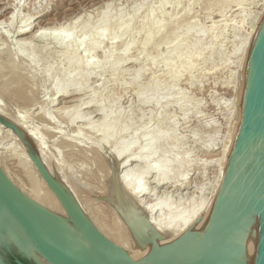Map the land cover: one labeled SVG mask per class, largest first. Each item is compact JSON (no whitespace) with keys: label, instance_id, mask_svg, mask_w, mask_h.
<instances>
[{"label":"rangeland","instance_id":"1","mask_svg":"<svg viewBox=\"0 0 264 264\" xmlns=\"http://www.w3.org/2000/svg\"><path fill=\"white\" fill-rule=\"evenodd\" d=\"M210 1L211 0H0V56H3L6 61L5 65L0 64V105L5 104V106H9L13 109H19L21 107V110L28 105L26 111L25 109L24 111L27 113L28 110L30 117L35 115L32 118L29 117L31 122L34 124L36 123L35 126L46 125V123L49 122L52 123L54 118V123H49L47 125L54 127V130L57 128L56 131L58 132L54 131V135H50L52 136L51 138L49 135L46 137L50 138V140L48 138L49 141H53V143L50 142L54 144L52 148L53 150L57 148L56 152L60 153L65 164L64 166L68 165V169L69 167L71 168L69 174L73 175L75 173L73 176L76 180L75 183L77 185L79 184L80 191L90 192V198L94 197L96 204L99 200L97 196L99 192H101L99 190L102 188V184L105 183L106 177H109V175L111 176V169L109 170L110 174H108V176L104 171L105 169H103L104 163L106 162L105 165L107 164L106 166L109 167V161H111L109 159L111 157H108L111 156V154L107 152L109 151L108 149H113L112 144H115V149L117 144H123L122 146L124 147L130 142H135L136 144L133 149H130L132 151H139V149H147L148 147L158 149L157 156L155 155L157 160L161 159L164 154L167 159H169V162H171L170 171L172 175L174 174L173 178L178 177L177 174L179 171L187 169L189 175L185 181L188 182V188L185 189L186 191L183 190L184 195L185 192H188L184 196L185 199L183 198L182 202L189 204L190 197L194 194V199L196 198L195 203H197L207 195L206 192H208L211 187L215 186L220 181L221 167L224 162L221 152L225 149L224 145H226L232 137L237 135L242 107L240 105V92L243 80L245 79V73L242 75V72H244V62L246 59L245 52L239 51L237 48L240 42L246 39L247 36L249 40L251 39L250 36L254 33L262 12L264 11L262 0H243L241 2L238 0V2L236 0H231L224 6H219L218 3H214V6ZM212 1L215 2V0ZM160 2H164L162 8H159ZM208 5H210V7ZM161 9L162 12L159 11ZM13 12L15 14L14 22L10 23ZM155 13H157V15ZM159 13H164L165 15H159ZM166 14L169 17L168 19ZM148 15H153L154 18L156 16L155 19H157L158 16L159 20L163 16L164 21H162L164 23L166 22L165 25H167H164V27H162L163 29L161 28L162 31L156 33V37L153 38L154 43L152 40L145 49H140L143 33L138 34L135 38L132 33H135V31L137 32V25L140 26L141 23L146 22L145 19ZM76 16L78 17L75 23L76 27L73 26V30L70 28L71 32L69 28L64 26L67 24V21H70L66 20V18L72 17L71 19H75L77 18ZM171 17L173 18L171 19ZM107 19L115 20L123 25H130V30L124 33L125 35H121L122 37H119V39H112L110 35H106L101 43L100 49L91 51L90 54L86 53L90 49L92 43L97 41L98 36L95 33L96 29ZM29 21L36 27H51L54 24L58 26V24L61 23L62 26H59L63 28V31L60 29L59 33L52 38L44 36L34 39L29 45V47L32 46V48L28 47L27 49L24 48L25 46H21L22 44H20L18 39L22 38V36H17L16 31L21 28L20 25L23 24L22 26H24L26 23H30ZM189 23L191 24L189 25ZM186 26H190V29L188 30ZM206 28L207 31L208 29L211 30L205 32L204 30H206ZM85 31L91 34L84 38L83 44H80L82 40L79 35ZM67 34L71 37L73 45L79 46L80 57H83L79 66L75 64L74 61L69 62L68 55L63 53L66 51V41L63 39H67V37H65ZM179 34H183L182 38ZM169 35L171 37H169ZM184 36H186L188 42L185 41L186 38H184ZM131 38L135 39L136 47L133 45V49H129L127 52L128 54L124 56L125 60H123V57L121 58L120 56L121 44ZM183 38L184 40H182ZM188 38L191 40H188ZM162 39H165L167 44L163 42L161 45L160 41ZM193 40H199L195 45L198 47L193 46L196 49L188 47ZM249 40H247L246 46ZM174 41L175 43L173 44ZM179 42L181 44H179ZM184 43L189 44L186 47ZM183 44V49L186 47L185 49L187 52L184 49L185 56L183 53V59H179L178 62L174 64V67L171 65V62L174 63V61H177L179 58L175 55V52H177L175 47ZM155 45L157 48L159 47V49L154 47ZM171 45L172 47L170 48L169 46ZM109 47L113 49H111L113 55L110 58H106V52L110 51ZM189 50L190 55L192 54L191 56L189 55ZM165 52L167 55H165ZM167 52H170L169 54L171 56H169ZM88 54L89 58L87 56ZM140 54L141 57L139 56ZM195 54H197L196 57L194 56ZM127 56H129V58ZM168 57H170L169 61H167ZM189 57H191L190 60ZM164 59L166 61H164ZM91 60L97 61L98 63L96 65H91ZM188 60L189 62H187ZM19 61H21V65ZM190 61L191 64H189ZM182 63L184 66H182ZM10 64L11 67H13L8 68L9 70L13 68L18 71L23 70L22 88L30 98L28 102L37 103L32 109L27 101L26 103L22 100L18 102L16 99L17 97L15 96L14 98V95L11 93L15 85L17 89L18 87L21 88V85L15 84V80L11 81V79L4 76V73L8 71L7 66H10ZM188 65L191 66V69L190 66L189 69H187ZM140 66L142 70H139ZM171 66L174 70L176 68L181 72L177 70L179 72V77L173 78L171 75H167V71ZM137 70L139 71L138 74L140 73L139 75L136 73ZM76 72L86 75V78L82 80L73 79L70 85L71 87H82L80 95L82 94L81 96H83L85 94V96L82 97V102H86V106L84 104L80 108H75V110L72 108L73 110L70 111L69 115L67 114L68 111L65 112L66 114H62L63 111H58L56 108H58V106L60 108L64 104H57L58 102H56V104L52 106L50 99L54 91L67 83L68 79H71ZM135 74H137L136 77ZM151 75L155 76V78H157L156 75H158L160 79L157 78L156 80L158 81L159 79L158 83L160 87L159 84V88L155 84V90L151 89L147 91L145 89L144 91V88H141L143 84L146 86L147 83L145 82H148L147 79L150 78ZM26 77H28L27 80ZM151 79H153V77H151ZM156 88L158 89L156 90ZM17 89L14 88L13 90ZM139 90L141 93H137ZM101 99L102 101L107 99L105 104L108 108L113 109V116L116 114L121 117L113 128V141L111 139V142L107 144L106 148L101 147V145L99 146L100 143H97V141H100L104 133L103 130L105 129L103 128L104 126H99L102 120L101 116L103 115H101L102 113L99 112L96 107H87L91 106L93 103L94 105L100 104ZM89 102L91 104L87 105ZM39 108L42 110L40 111ZM78 111L80 113H78ZM86 113L90 116L87 117ZM80 114H83L81 116H85V118L87 117L89 121L87 119L85 123L77 121L76 123H71V117H76ZM35 118L38 121H36ZM92 120L95 121L93 125H91L92 122L89 124ZM96 123L98 128L95 127ZM83 126L87 129H84ZM93 129L95 131H93ZM59 130L65 138L74 137L76 140H82V144L85 146L92 145V143L94 144L95 142L96 148L98 147L101 151L103 150V153L105 150L104 155L101 153V158L97 156L98 159L89 151V156L87 155L84 157L83 155L75 159V162L71 160L70 163L68 151L71 153L74 152L75 149L73 151L71 146H67L64 143V137L61 136ZM77 134L78 136H76ZM3 143L4 146H6V143L10 146L8 140L3 141L1 147H4ZM64 146L66 147L64 148ZM122 146L118 147L121 149L123 148ZM67 147L70 148L67 149ZM107 147L109 148L107 149ZM6 149L7 147L1 148V151L5 150L4 153L9 151L8 153L6 152L9 154L11 152V147ZM65 158H67L68 161ZM218 159H220V161H217ZM179 165L181 167H179ZM18 169L19 171L22 169L20 164ZM22 170L24 171V169ZM95 171L96 173L98 172V176L95 174ZM13 174L16 176L18 175L16 173ZM89 174L91 179L89 178ZM99 176L104 180V183L100 180ZM18 177L23 181L21 176L18 175ZM97 177L99 182L96 181ZM86 179L89 184L92 180V183L90 185L88 184L89 186H86ZM149 180H151V178H149ZM93 181L99 184H97L98 187L96 185V189L95 185H93L96 183ZM83 187L86 189L88 187L87 191L85 188L83 189ZM91 191H95L93 195ZM88 193L85 195H87V199L89 200ZM203 193L206 194L203 195ZM94 198H92V200L90 199L89 202L96 205L94 203ZM177 200V197H173L172 202Z\"/></svg>","mask_w":264,"mask_h":264},{"label":"bare ground","instance_id":"2","mask_svg":"<svg viewBox=\"0 0 264 264\" xmlns=\"http://www.w3.org/2000/svg\"><path fill=\"white\" fill-rule=\"evenodd\" d=\"M230 1L231 0H215V2H213L211 0L210 2H212L213 4L214 3H218L219 6L220 5L224 6V5L228 4ZM232 1H234V0H232ZM238 1L241 2L243 0H238ZM262 1H263L262 4L264 5V0H262ZM163 3L160 2L159 8L163 7ZM207 3H208V1H207ZM213 4H212V6H213ZM239 5H241V4H239ZM164 6H165V4H164ZM208 6L210 7V5H208ZM214 6H215V4H214ZM159 11L162 12V9L159 10ZM155 14L157 15V13H155ZM159 15H165V14L164 13H162V14L159 13ZM11 16L12 17H11L10 23L14 22V18H15L14 17L15 16L14 12L12 13ZM150 16L149 15L147 16V18L145 19L146 22L141 23L140 26L137 25V27H138L137 28L138 29L137 32L135 31V33H132L134 38L136 36H138V34H142L143 33V39L141 40L140 49H145V47L152 42L153 38L156 37L155 36L156 33H158L159 31H162V29H163L162 27H164V25L166 23V22L165 23L163 22L164 21L163 16H162V18L160 20H159L158 16H157L158 20L155 19L156 16H155V18H154L153 15H152L153 18H152V16L151 17ZM166 16H167V14H166ZM9 17H10V15H9ZM71 18L70 17L66 18V20H70V21L69 22L67 21V24L64 25L66 28H69V31H71L70 28L73 30V28L76 27L75 23L77 22V19H78V17L75 18V19H71ZM168 18L169 17L167 16V19ZM172 18L173 17H171V19ZM263 20H264V11L262 12V15L260 17V20L258 21V24H257L255 30H254V33H252V35L250 36L251 39L249 40V37L247 36L246 39H243L240 42V45L237 48V50H239V51L241 50L242 52H245V54H246V57H245L246 59H245V62H244V72H242V75L245 73V75H244L245 79L243 80L242 89H241V92H240L241 93V98H240V105L241 106H242V101H243V96H244L243 93H244L245 84H246L247 63H248V60H249V56H250V53H251V49H252V46H253V42H254L257 30L260 27V25H261ZM174 21H175V19H174ZM175 23H176V21H175ZM186 23H187V20H186ZM190 24L191 23H189V25ZM22 25H20L21 28L16 31V34H17V36H22V38H19L18 40H19L20 44H22L21 46L22 47L25 46L24 48H27V49H28L30 43L34 39H37V38H40V37H44V36L45 37L48 36V37L52 38L55 35H57V33H59L60 29L63 31V28H60V26H62L61 23L58 24V26L60 25L59 27L57 26V24H56V26H55V24L54 25L51 24L52 25L51 27H49V26L48 27H43V26H39V25H38L39 27H36L35 25L33 26L32 22L26 23V25H24V26H22ZM174 25H176V24H174ZM183 25H184V23H183ZM129 26L130 25L120 24L119 22H117L115 20H109V19L105 20L104 23L102 25L98 26V28L96 29L95 33L98 36L97 41L92 43V45L90 46V49L86 53L90 54L91 51H96L97 49H100L101 43H102L103 39L106 37V35H110L112 37V39H117V38L119 39V37L121 38L124 33H127L130 30ZM186 27L188 28V30L190 29V26L189 27L186 26ZM177 28H178V26H177ZM193 28H194V26H193ZM191 29H192V27H191ZM209 30H211V29H208V31ZM177 31H179V30H177ZM204 31L206 32L207 28ZM160 33H162V32H160ZM160 33H159V36H160ZM174 33H175V31H174ZM90 34L91 33H89L88 31L82 32L81 35H79L80 39L82 40V42L80 44H83L84 43V41H83L84 38L86 36H89ZM175 35H176V33H175ZM179 35L182 38V35L181 34H179ZM65 37H67V39H63V40L66 41V44H65L66 51L63 52V53L64 54L66 53L68 55L69 62L74 61L75 64H78V66H79V64L82 62V59H83V57H80L79 46H76V45L74 46L73 45V41H72L71 37H69V34H67ZM169 37H171V36L169 35ZM134 38L133 39L131 38L128 41L126 40L125 42H123L121 44L120 56H121V58L123 57V60H125L124 56L126 54H128L127 52L129 51V49H133V47H132L133 45L136 47V45H135L136 41H135ZM184 38H186V36H184ZM184 38L182 40H184ZM165 39H166V37H165ZM165 39H162L160 41L161 45H162L163 42H165V44H167ZM188 40H191V39L188 38ZM247 40H249V41H248V44L246 46ZM185 41L188 42L187 38H186ZM197 41H199V40H196V41L193 40L192 43L189 41L190 44H191L189 46H188L189 43L188 44L184 43V44L186 45V47L188 46L189 48L196 49L195 47H198V46H195L198 43ZM153 43H154V40H153ZM174 43H175V41L173 42V44ZM158 44H159V42H158ZM176 44H177V42H176ZM179 44H181V43L179 42ZM184 44L181 45L182 47L179 46V45H178V47H175L177 49L176 50L177 52H175L176 53L175 55H177V57H179V58L177 59L176 56H175L177 61L175 60L174 63L171 62L172 63L171 65L174 66V64L176 62H178L179 59L181 60L185 56L184 49L186 47L183 49ZM193 46H195V47H193ZM6 47H8V46H6ZM154 47H156V45ZM169 47L171 48L172 45L169 46ZM2 48H4V47H2ZM29 48H32V46L29 47ZM175 48H174V50H175ZM111 49L109 47L110 51L106 52V55H105L106 58L112 57L113 51H111ZM157 49H159V47ZM11 50H9V51H11ZM190 50H189V55H190ZM169 51H170V49H169ZM185 51L187 52L186 49H185ZM191 52H192V50H191ZM86 53H85V56H86ZM158 53H159V51H158ZM167 53L169 54L170 52H167ZM183 53H184V56H183ZM89 54L87 55L88 58H89ZM197 54H195L194 56L196 57ZM165 55H167L166 52H165ZM139 56L141 57V54ZM169 56H171V55L169 54ZM127 57L129 58V56H127ZM198 57H199V55H198ZM148 58H147V60H148ZM172 58H173V56H172ZM165 59H167V58H165ZM165 59H164V61H166ZM190 59H191V57H189V60ZM126 60H127V58H126ZM169 60H170V57H168L167 61H169ZM189 60L187 62H189ZM195 60H196V58H195ZM185 61H186V57H185ZM19 62H20V65H21V61H19ZM5 63H6V61L4 60V57L0 56V64L5 65ZM97 63L98 62L94 61V60L90 61L91 65H96ZM179 63H178V65H179ZM11 64H10V66L9 65L7 66V70L8 71L6 70L7 72L4 73L5 75L4 74L3 75L6 78L8 77V79H11V81L15 80V84H20L21 85V82L23 80V75H22L23 70L22 71L21 70L18 71V70H15L14 68H13L14 70L13 69L9 70L8 68H12L13 67V66L11 67ZM189 64H191V61H190ZM15 65H16V63H15ZM176 66H177V64H176ZM182 66H184L183 63H182ZM189 66L190 65L187 66L188 67L187 69H189ZM20 68H22V67H20ZM140 68H141V66L139 67V70H142ZM171 68H172V66H171ZM171 68L169 67V70L167 71L168 72L167 75H169V76L171 75V77H173V78L179 77V72L180 71L178 69H176V68H175V70L173 68L172 69ZM16 69H17V66H16ZM18 69H19V65H18ZM190 69H191V66H190ZM138 72L139 71L137 70L136 73L138 74ZM166 73H165V75H166ZM137 74H135V77H136ZM151 77H153V79H151ZM156 77L159 78L158 75H156ZM163 77H164V75H163ZM84 78H86V75H83V74H80L79 72H76L71 79L70 78L68 79L67 83H65V84H63V86L57 88V90L54 91L52 98L50 99V103L52 104V106L55 105L56 102H58L57 104L63 103L64 105H62L60 108L57 105L58 108H56V109L58 111H63L62 114H64L65 112L68 111L67 112L68 115L70 114V111L73 110L72 108H74V110H75V108L76 109L80 108L84 104L86 106V102L85 103L82 102V97H84L85 94L83 93L84 94L83 96H81L82 94L80 95V91L82 90V87L81 86H79V87H71V85H70V83L73 82V79L82 80ZM157 78H155V76L151 75L150 78L147 79L148 82L147 81L145 82V83H147L146 86L143 84L144 87L142 86L141 89L144 88L143 89L144 91H145V89L147 91L151 90V89L155 90L154 86L156 84L157 87H158V84H159L158 82H159V79H160L159 78L158 81H157L156 80ZM161 78H162V75H161ZM27 79H28V77H26V80ZM16 82H20V83H16ZM151 83H153V84H151ZM160 83H161V81H160ZM15 86H14V88L17 89ZM23 87H24V85H23ZM149 87H151V88H149ZM159 87H160V84H159ZM21 88H22V85H21ZM21 88L18 87V89H20V90H18V89L17 90H13L12 89L11 93H12V95H14L13 96L14 98H15V96L17 97L16 99H17L18 102L20 100H22L23 102L26 103V101L27 102L30 101V98L26 95V93H25L26 91H24L23 88L22 89ZM158 88H156V90ZM31 89H32V87H31ZM143 90H142V93H143ZM137 93H141V91L139 90V92L137 91ZM104 97H101V98H104ZM106 100L107 99L102 101V99H101L100 104H95L94 105V103H93L91 106H87V107H96L97 110H99V112L102 113L101 115H103V116H101L102 120L100 121L101 124L99 126L102 125V126H104L103 128H105V129L103 130L104 133H103L100 141L99 142L97 141V143L98 144L100 143L99 146L101 145V147H104V148H106L107 144H109L111 142L112 137H114L113 128H114L115 124L118 123V121L121 119L120 115H116L115 114V116H113L114 115V111H113L112 108H108V106L105 104ZM92 101H91V103H92ZM94 102H96V101H94ZM28 103H29V106L31 105V109H32V107L36 106V104H37L36 102H33V103L32 102H28ZM91 103L89 102V103H87V105L91 104ZM42 105H44V104H42ZM27 106H26V108H27ZM26 108H23V110H21V107L19 109H13V108H11L9 106H5V104H4V105H0V114L3 115L4 117L8 118L12 122L16 123L26 133H28L31 136V138L33 139V141L36 144L37 152H38V154L40 156V159H41L43 165L45 166V168L48 170V172L50 173V175L52 176V178L54 180H55V172H54V168H55L60 180L63 181L64 184L68 187V189L72 192L74 198L76 199V201L78 202L79 206L81 207L83 212L86 214L88 219L92 222V224L104 236H106L109 240H111L114 244L122 247L125 250L134 251V252L130 253V255L137 261H140L141 259L147 257L150 254V252H151V250L153 248V243L147 242L146 246L143 249H141V247H140L138 241L136 240L135 236L133 235L130 227L128 226L127 222L125 221V219L123 218L121 213L118 211L116 206L111 201L103 198L104 196L105 197H109V195H110V187H111L112 177H113V173H114L116 165H118V167H119L118 175L122 179V183H123V186H124L125 190L130 195V197L136 202V204L147 214L148 219H149L150 223L152 224V226L159 233H161L164 236L171 235L168 238L157 239L156 240L158 246H163V245L171 242L172 240L178 238L185 231H187L199 219V217L204 213V211L207 209V207L209 206V204L211 203V201L213 200V198L217 194V192H218V190H219V188H220V186L222 184L223 177H224L225 170H226V166H227L230 154H231V152L233 150V147L235 145L236 136H237L236 135V136L232 137V139L228 143H226V145H224L225 149L223 148L224 150L221 152V155L224 158V162L222 163V167H221L220 181L215 186L211 187V189L208 192H206L207 195H205L206 193L205 194L203 193V195H205V196L203 197V199L201 198L202 200L200 199L201 201H199L197 203H195L196 202V200H195L196 198L194 199V194L191 197L188 195L191 198L190 201H189L190 202L189 204H187V203L185 204V202H182L184 196L188 192V191L185 192V195H184L183 190L186 191L185 189L188 188V182L185 181V179L188 178V175H189V171L187 169L179 171V173L177 174L178 177L177 178H175V177L173 178L174 174L173 175L171 174L172 173L170 171V166H171L170 163L171 162H169V159H167V157L163 154V157L161 156L162 158L157 160L156 156H157V153L159 151L158 149H152V148L148 147L149 149L148 148L147 149L142 148V150L139 149V151H132L130 149H133V147L136 145L135 142H130L127 145L124 144L125 145L124 147L122 146L123 144L122 145H118L117 144L115 149H114V145L115 144L114 145L112 144V148L114 150L113 149L110 150L111 148L107 147V149L109 148L108 149L109 151H107L108 154L109 153L111 154V156H108V157H111V158H109L111 160V161H109V167L110 168L106 166L107 164L105 165L106 162L104 163V167L105 168L103 167V169H105L104 171L107 173V176H108V174H110L109 170L111 169V176L109 175V177H106L105 183H104V180H102V178L99 176L100 180L104 184H102V188H100L101 187V182H100V187H99L100 190L99 191H101V192H99V195L97 196L99 198V200H98V202L96 204L95 198L94 197L90 198V192L88 193V192H84V191L81 190L83 192V194H82V192L79 189L80 188L79 184L77 185L75 183L76 180H75V178L73 176L75 173L73 172L74 173L73 175L69 174L70 173L69 170H71V168L69 167V169H68V165L64 166L65 164H64V162H63V160L61 158L60 153L56 152L57 148H55L53 150L52 146H54V144H51V143H53V141L51 142L49 140L52 137L50 135H54V131H56L57 128L55 127L56 129L54 130V127H51V126L47 125L50 122L46 123V125L44 124V125H40V126H37V125L35 126L36 123L34 124L29 119L30 115L28 114L29 113L28 110H27V113L25 112ZM24 109H25V111H24ZM41 110L42 109H40V111ZM93 111H95V110H93ZM78 113H80V112L78 111ZM82 113H83V111H82ZM31 115H33V114H31ZM81 115H83V114H80V115H78L76 117H71L72 118L71 119L72 122L69 121V120L68 121L71 122V123H73V122L76 123V121L85 123V121L88 119L87 117L90 116V115H87V113H86V115H87L86 118H85V116H81ZM33 116H35V115H33ZM33 116H31L30 118H32ZM43 116H44V114H43ZM51 117H54V116H51ZM35 120H36V118H35ZM93 120H95V119H93ZM93 120L90 121L89 124L92 122L91 125H93V123L95 122ZM36 121H38V120H36ZM88 121H89V119H88ZM39 122H41V121H39ZM53 123H54V118H53L52 123H50V124H53ZM80 125H79V128H80ZM83 127H84V129H87V128H85V126H83ZM95 127H97V123H96ZM81 128H82V126H81ZM90 128H91V126H90ZM93 131H95V130L93 129ZM56 132H58V131H56ZM59 133H60V130H59ZM76 133H77V130H76ZM60 134H61V136H63L62 132ZM47 135L50 136V138L48 137L49 140L46 137ZM89 135H90V133H89ZM76 136H78V134ZM60 139H61V137H60ZM5 140L9 141V145L10 146L7 145L8 143H6V146H4V143H3V146L7 147V149H8V147H11V152L9 154H7L9 151H6L7 153L6 152L4 153L5 150L1 151V148H4V147H1V144ZM97 140H98V138H97ZM63 141H64V143L67 146H71L72 147L71 149L73 151L75 149V151L71 152V153L68 151V153H69L68 158H69L70 163H71V160L74 161L75 159H77V158H79V157H81L83 155H84V157H86L87 155L89 156V154H90V153L88 154L89 151H91L95 155L94 157L98 156L99 158H101L100 157L101 153H103L102 152L103 150L101 151V149H99L98 147L96 148V145H95L94 141H93L94 144L92 143L93 146L90 144L91 147H90V145L89 146H85L84 144H82V140L81 141L80 140H76L74 137H66V138L64 137ZM112 141H113V139H112ZM118 146H122L123 148L120 149V147H118ZM65 147L66 146H64V148ZM69 148L67 147V149H69ZM143 149H145V150H143ZM104 153H105V150H104ZM104 153L102 155H104ZM84 157H83V159H84ZM159 157H160V155H159ZM87 158H85V159H87ZM65 159H67V158H65ZM67 161H68V159H67ZM217 161H220V159H218ZM174 162H175V160H174ZM177 162H179V161H177ZM19 164L22 166V169H24V171L22 169H20V171H19V169H18ZM0 167L7 174V176L10 178V180H12V182L26 196H28L29 198H31L35 202L39 203L40 205L44 206L45 208H47V209H49V210H51L53 212H56V213H58L60 215H63L65 217H68V215H67V213H66V211H65V209H64V207H63V205H62V203L60 201V199L58 198V195L54 192V190L52 189L51 185L49 184L47 179L44 177V175L42 174V172L40 171V169L38 168V166L36 165V163L32 159V157L29 154V152L27 150V147L24 144L23 140L12 129L8 128L7 126L2 124L1 122H0ZM179 167H181V166L179 165ZM82 168H83V166H82ZM182 168H183V166H182ZM90 169H92V168H90ZM171 169H172V167H171ZM13 173H16L19 176H21L23 181H21L19 179L18 175L16 176ZM90 174H89V178H90ZM95 174H97V176H98V172L96 173V171H95ZM95 174H94V176H95ZM149 178H151V180H149ZM84 179H82V180H84ZM90 179H89V181H90ZM96 181H98V177H97ZM96 181L95 182L93 181V182L96 183ZM86 182H85L86 186H89L92 183V180H91L90 184L88 183L87 179H86ZM98 182L96 184H93V185H95V189H96V185L98 184ZM81 184H82V182H81ZM98 185H97V187H98ZM201 187H202V185H201ZM84 188L85 187H83V189ZM87 189H88V187H87ZM87 189L85 188L86 191H87ZM97 190H98V188H97ZM201 190H202V188H201ZM94 192L91 191L92 195H93ZM203 192H204V190H203ZM86 193H88L89 200L87 199V195H85ZM193 193H194V191H193ZM95 195H97V194H95ZM173 197H177L178 200L172 202ZM201 197H202V195H201ZM92 198H94V203L96 205H94L93 203H92L93 204L92 205L91 202H89L90 199L92 200ZM109 220H110V222H109ZM259 231H260L259 224H254L252 226L250 234H249V236H248V238L246 240V249H247V254H248V264H254V262H255V258H256V254H257ZM33 256H34V258H35V260H36V262L38 264H52L49 260H47L44 256H42L36 250H33Z\"/></svg>","mask_w":264,"mask_h":264},{"label":"water","instance_id":"3","mask_svg":"<svg viewBox=\"0 0 264 264\" xmlns=\"http://www.w3.org/2000/svg\"><path fill=\"white\" fill-rule=\"evenodd\" d=\"M0 122L20 136L32 159L58 195L68 217L26 196L0 167V264H38L33 250L52 264H248L246 240L259 224L254 264H264V20L257 30L246 71V84L236 142L222 184L199 219L181 236L168 238L125 190L116 165L109 197L141 249L135 260L104 236L88 219L72 192L43 165L31 136L0 114Z\"/></svg>","mask_w":264,"mask_h":264}]
</instances>
